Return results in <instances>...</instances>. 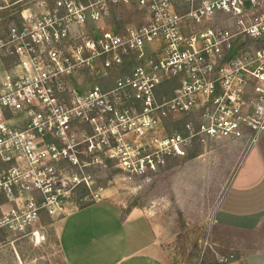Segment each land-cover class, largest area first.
<instances>
[{"label":"built area","instance_id":"1","mask_svg":"<svg viewBox=\"0 0 264 264\" xmlns=\"http://www.w3.org/2000/svg\"><path fill=\"white\" fill-rule=\"evenodd\" d=\"M118 7L143 23L107 29ZM263 130L264 0H53L0 35V242L79 209L91 165L149 180Z\"/></svg>","mask_w":264,"mask_h":264},{"label":"rangeland","instance_id":"2","mask_svg":"<svg viewBox=\"0 0 264 264\" xmlns=\"http://www.w3.org/2000/svg\"><path fill=\"white\" fill-rule=\"evenodd\" d=\"M52 1L0 0V35L18 25L24 11L38 12ZM143 21L140 11L118 7L105 26L119 32ZM263 134L264 130L250 144L243 139L194 147L149 180L129 178L109 161L106 167L91 165L84 169L90 177L89 188L83 183L75 188L74 204L79 208L95 203L93 198L99 195L102 201L119 205L122 216L131 210L141 212L175 264H199L200 260V264H217V255L229 253L236 264H264V213L244 227L213 223L215 211L229 208L246 213L264 208ZM76 174L82 176L78 169ZM65 217L42 215L34 229L39 231L36 238H1L0 264H65L57 242Z\"/></svg>","mask_w":264,"mask_h":264},{"label":"crops","instance_id":"3","mask_svg":"<svg viewBox=\"0 0 264 264\" xmlns=\"http://www.w3.org/2000/svg\"><path fill=\"white\" fill-rule=\"evenodd\" d=\"M261 138L264 140V134ZM122 212L115 202L100 199L63 218L57 242L64 263L175 264L144 214L131 210L122 216ZM217 213L213 214V223L233 229L256 223L257 215L264 213V208L246 213L226 208Z\"/></svg>","mask_w":264,"mask_h":264},{"label":"trees","instance_id":"4","mask_svg":"<svg viewBox=\"0 0 264 264\" xmlns=\"http://www.w3.org/2000/svg\"><path fill=\"white\" fill-rule=\"evenodd\" d=\"M88 205H90V204H88ZM88 205H85V206H88ZM82 207H84V206H82ZM82 207H80V208H82Z\"/></svg>","mask_w":264,"mask_h":264}]
</instances>
